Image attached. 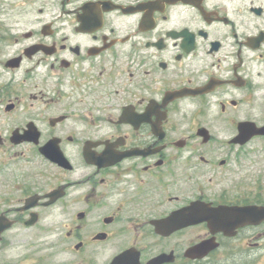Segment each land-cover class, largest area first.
Instances as JSON below:
<instances>
[{
	"label": "flooded vegetation",
	"instance_id": "af4514ba",
	"mask_svg": "<svg viewBox=\"0 0 264 264\" xmlns=\"http://www.w3.org/2000/svg\"><path fill=\"white\" fill-rule=\"evenodd\" d=\"M0 264H264V0H0Z\"/></svg>",
	"mask_w": 264,
	"mask_h": 264
}]
</instances>
